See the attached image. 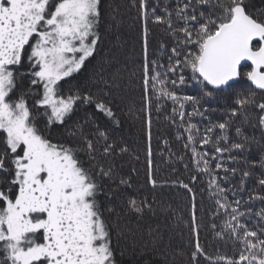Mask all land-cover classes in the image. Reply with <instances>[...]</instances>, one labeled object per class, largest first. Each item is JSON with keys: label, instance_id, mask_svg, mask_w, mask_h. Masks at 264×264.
Listing matches in <instances>:
<instances>
[{"label": "snow or ice", "instance_id": "6c2138e0", "mask_svg": "<svg viewBox=\"0 0 264 264\" xmlns=\"http://www.w3.org/2000/svg\"><path fill=\"white\" fill-rule=\"evenodd\" d=\"M117 10L111 0H0V264H122L126 226L113 201L123 200L137 217L155 214L146 198L121 192L133 187L116 166L127 147L91 115H78L94 108L120 125L114 92L123 74L101 55L102 28H111ZM138 18L148 183L157 186L155 98L157 112L162 101L171 105L164 119L178 130L196 173L208 177L213 220L226 217L219 230L211 224L214 238L232 244V256L208 255L195 193L181 181L193 201L188 264L201 257L206 264H264V207L255 209L256 201L264 205V7L252 0H163L162 7L161 0H138ZM150 22L171 38L170 49L164 41L158 49L166 64L150 59ZM217 111L221 118L202 129L196 118ZM252 178L256 187L245 201L239 194ZM149 235L154 245L163 240L151 229Z\"/></svg>", "mask_w": 264, "mask_h": 264}, {"label": "trees", "instance_id": "16d2710c", "mask_svg": "<svg viewBox=\"0 0 264 264\" xmlns=\"http://www.w3.org/2000/svg\"><path fill=\"white\" fill-rule=\"evenodd\" d=\"M148 2L153 5L156 0H148ZM252 2L258 8L264 7V0H252ZM111 3L118 9L115 13L116 21L111 22L110 29L102 28L101 55H107L112 65L110 71L120 69L123 74L122 87L119 92H114L117 97L114 111L120 125L116 127L102 113H94V108H88L86 112L81 111L78 115L81 120L86 115H91L95 124H99L102 130H108L121 147H127L126 153L116 157V166L120 175L131 177L133 187L121 189V192L125 197L133 195L140 200L146 198L155 209V214L146 212L143 217H137L134 213L124 211L123 200L113 201L117 211L121 212L122 224L126 226L124 238L120 240V248L126 249V253L121 257L118 252L117 259L121 260L122 264H188L190 249L195 242V236L191 232L193 201L192 194L180 186L181 181L188 184L195 193L196 222L200 226L199 240L205 251L212 257L217 254L232 256V244L216 240L210 227L214 222L219 230L226 217L221 215L215 220L212 218L215 205L210 199L208 177L196 173L191 152L184 148L183 140H177L178 130L164 119L170 112L171 105L162 101L161 111L157 112L155 98L151 106V159L157 186L153 188L148 183V136L144 123L145 113L142 111L144 91L140 71L143 65L142 24L138 18V0L136 7H133L132 0H111ZM162 6L163 0H161ZM157 12H160L159 8ZM149 28L150 59L159 57L161 62L166 64L167 56H161L158 49L162 41L167 42L170 49L171 38L167 36L163 26H156L150 22ZM133 73L136 75L133 76ZM241 90L243 89L238 86L237 91ZM93 91L96 89L93 88ZM221 115L217 111L203 121L200 118H196V121L203 129L208 120L217 121ZM92 127L94 125H89V129ZM193 175L198 176L194 183ZM238 181L239 176L235 177L232 183L237 184ZM253 187H256L255 178L248 181V190L239 195L247 201ZM231 198L229 194V199ZM260 207L264 205L256 201L255 209L258 210ZM150 229L153 230V235L161 234L163 240L154 245L153 236L149 235ZM190 239L192 244L189 242ZM225 239H228L227 235ZM181 250L184 251V255L177 254ZM200 260L201 264H206L203 257Z\"/></svg>", "mask_w": 264, "mask_h": 264}]
</instances>
